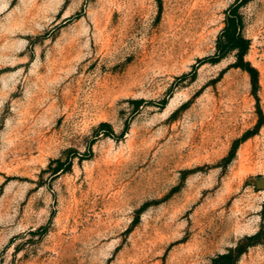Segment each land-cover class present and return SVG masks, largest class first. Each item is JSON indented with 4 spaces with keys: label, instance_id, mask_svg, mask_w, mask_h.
Segmentation results:
<instances>
[{
    "label": "rangeland",
    "instance_id": "obj_1",
    "mask_svg": "<svg viewBox=\"0 0 264 264\" xmlns=\"http://www.w3.org/2000/svg\"><path fill=\"white\" fill-rule=\"evenodd\" d=\"M235 1L0 0V264H264V0L257 88L211 59Z\"/></svg>",
    "mask_w": 264,
    "mask_h": 264
},
{
    "label": "trees",
    "instance_id": "obj_2",
    "mask_svg": "<svg viewBox=\"0 0 264 264\" xmlns=\"http://www.w3.org/2000/svg\"><path fill=\"white\" fill-rule=\"evenodd\" d=\"M248 0H236L230 8L227 10L226 18H225V27L220 32L217 45H216V53L215 56L212 57L213 61H219L222 58L226 57L229 53L236 51L237 61L236 65L247 70L253 81V85L255 89L258 86V70L250 61L246 60V54L249 51L251 41L244 34V18L241 13V7ZM105 125H109L105 123ZM257 235L248 236L249 238H254ZM242 248L239 245L235 249L230 250L229 252L218 255L214 258L213 264H229V262L236 253L238 256L242 252Z\"/></svg>",
    "mask_w": 264,
    "mask_h": 264
}]
</instances>
